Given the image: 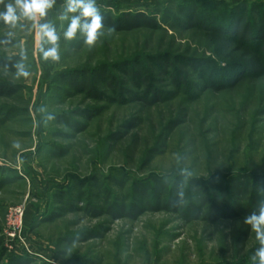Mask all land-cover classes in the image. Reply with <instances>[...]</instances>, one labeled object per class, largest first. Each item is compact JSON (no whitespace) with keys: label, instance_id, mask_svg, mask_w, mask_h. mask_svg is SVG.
<instances>
[{"label":"rangeland","instance_id":"1","mask_svg":"<svg viewBox=\"0 0 264 264\" xmlns=\"http://www.w3.org/2000/svg\"><path fill=\"white\" fill-rule=\"evenodd\" d=\"M182 1L96 3L115 14L158 12L172 23ZM65 2L36 21H0V35L15 40L0 57L19 58L14 70L0 67V87L11 91L0 95V264H253L255 233L235 246L233 218L209 215L202 199L217 191L220 205L237 200L243 215L264 204V74L191 99L174 75L189 70L181 58L219 60L204 31L164 22L114 31L89 48L79 32L64 38ZM45 22L59 37V61L43 59L41 48L54 46L39 33ZM165 53L172 57L161 66L147 60ZM154 88L158 99L143 97ZM191 201L201 213H189ZM18 206L23 246L7 237Z\"/></svg>","mask_w":264,"mask_h":264},{"label":"trees","instance_id":"2","mask_svg":"<svg viewBox=\"0 0 264 264\" xmlns=\"http://www.w3.org/2000/svg\"><path fill=\"white\" fill-rule=\"evenodd\" d=\"M177 8L181 16L172 14L170 19H174V23H169L170 21L163 16L159 21L158 12L148 14L143 11L128 10L115 14L105 10L100 11L104 17L105 27H114L117 32L137 28L161 29L164 22L174 29L181 23L189 28L204 31L206 36L216 42L219 52L221 51L218 53L219 60L193 55L190 59L175 57L179 61L184 60L190 70L184 71L176 67L175 86L179 92L183 91L191 99H196L200 92L207 89L220 92L226 88L250 83L260 74H264V1L251 5L247 3L232 5L226 1L183 0ZM168 12H166L167 16H170ZM14 44L15 40L12 37L0 35V47H12ZM171 57L172 54L165 53L148 57L147 60L159 66ZM18 59L15 56L0 57V67L14 70ZM190 72L194 77H191ZM148 90L143 93V97L147 99L156 100L163 94L156 88L151 90L153 93L147 92ZM10 93L11 91L5 86L0 87V95ZM162 98L166 99V96L163 95ZM182 121L181 117L172 121L168 130L178 126ZM214 196V200L210 197L206 199L208 201L202 199L204 203L211 204L209 215H214L216 211L229 214L233 218L230 223V238L235 246L244 247L251 226L244 223L246 215L240 212L242 208L240 202L229 200L228 203L220 205L218 203L221 199L220 194L216 191ZM188 211L194 215L201 213L200 207L193 201L190 202Z\"/></svg>","mask_w":264,"mask_h":264},{"label":"clouds","instance_id":"3","mask_svg":"<svg viewBox=\"0 0 264 264\" xmlns=\"http://www.w3.org/2000/svg\"><path fill=\"white\" fill-rule=\"evenodd\" d=\"M56 4V0H14L6 3L0 0L3 10L0 11V21L5 25L15 27L21 16L36 21L37 18H45L48 11ZM19 10V13H18ZM63 20H69L63 35L66 40H74L77 33L83 35L84 43L89 48L94 47L96 42L103 36L110 35L115 31L114 27H109L105 31L104 17L100 11L96 0H66L63 14L59 17ZM39 33L41 38L53 44L48 49L41 48L42 56L45 61L51 58L53 61H59V46L55 26L51 23L39 24ZM19 75L27 78L30 73L26 71L23 65H18ZM246 225L251 226L255 233V238L259 242V247L252 256L253 264H264V204L259 207L258 213L253 211L246 215L244 219Z\"/></svg>","mask_w":264,"mask_h":264},{"label":"built area","instance_id":"4","mask_svg":"<svg viewBox=\"0 0 264 264\" xmlns=\"http://www.w3.org/2000/svg\"><path fill=\"white\" fill-rule=\"evenodd\" d=\"M24 214H25L24 207L18 206L11 209L8 218L7 237L11 239V241L20 240V246H23V242H24V240L20 235L22 230L21 228H22Z\"/></svg>","mask_w":264,"mask_h":264}]
</instances>
